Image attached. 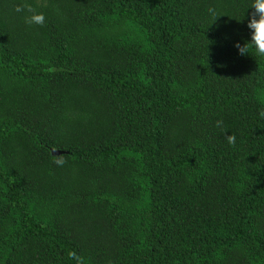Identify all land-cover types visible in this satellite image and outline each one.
<instances>
[{"label":"trees","instance_id":"16d2710c","mask_svg":"<svg viewBox=\"0 0 264 264\" xmlns=\"http://www.w3.org/2000/svg\"><path fill=\"white\" fill-rule=\"evenodd\" d=\"M245 2L0 0V264H264Z\"/></svg>","mask_w":264,"mask_h":264},{"label":"clouds","instance_id":"9594fccd","mask_svg":"<svg viewBox=\"0 0 264 264\" xmlns=\"http://www.w3.org/2000/svg\"><path fill=\"white\" fill-rule=\"evenodd\" d=\"M245 10L247 15L245 18ZM244 19L247 29V38L243 42L234 41L233 47L237 49L240 55L255 54L258 57H264V0H246L242 6V12L239 19ZM44 16L42 13L33 14L26 19V23L42 24ZM234 136H229V142L234 141ZM58 164L63 161H57Z\"/></svg>","mask_w":264,"mask_h":264},{"label":"water","instance_id":"95a60500","mask_svg":"<svg viewBox=\"0 0 264 264\" xmlns=\"http://www.w3.org/2000/svg\"><path fill=\"white\" fill-rule=\"evenodd\" d=\"M60 153H62V151H60V150H55V149H51V154H52V155H58V154H60Z\"/></svg>","mask_w":264,"mask_h":264}]
</instances>
